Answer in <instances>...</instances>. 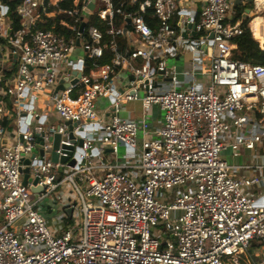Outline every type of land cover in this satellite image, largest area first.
<instances>
[{"label": "built area", "instance_id": "1", "mask_svg": "<svg viewBox=\"0 0 264 264\" xmlns=\"http://www.w3.org/2000/svg\"><path fill=\"white\" fill-rule=\"evenodd\" d=\"M64 1L20 0L12 30L0 0V61L15 66L6 83L0 62V264H240L253 239L264 243V203L245 191L262 177L233 169L264 166H233L222 152L264 151V65L233 57L243 32L234 0ZM251 2L264 14V0ZM93 15L102 28L88 22ZM255 39L264 49V24ZM76 47L84 54L74 57ZM105 51L109 62H97ZM184 51L190 58L179 63ZM121 70L129 78L118 87ZM4 98L15 108L10 130ZM132 101L141 102L138 117H121ZM121 145L138 155L103 160ZM59 194L72 212L55 233L40 206Z\"/></svg>", "mask_w": 264, "mask_h": 264}, {"label": "crops", "instance_id": "2", "mask_svg": "<svg viewBox=\"0 0 264 264\" xmlns=\"http://www.w3.org/2000/svg\"><path fill=\"white\" fill-rule=\"evenodd\" d=\"M234 2H235V6L242 8L243 16H244V14H246V12H245L246 9L249 10L247 13V15L251 16V19L249 21V26L251 25L253 33H254V27L256 26V24L254 26L253 22L258 21L260 18L262 20V24H263L264 23L263 15H261L258 12H254L253 8L249 7L247 5L251 2V0H242V2H240V0H234ZM235 9L236 8H234V11H235ZM235 13H236V11H235ZM234 16H235V14H234ZM3 57H4V55H3ZM189 58H190V55L188 54V52L184 51L183 55H181L179 58V63L181 61L189 59ZM199 61L201 63H203L204 67H206L208 64V59L206 56L199 57ZM0 62H1V66L2 65L6 66V69H4L3 71H5V74H8V75H5L4 81L6 83H8L7 82L8 76L10 73L12 74L15 72V66H13V64H12L13 67L10 66L9 63H12V60H11V62H8V60L5 59V57L2 58V61H0ZM128 78H129V76L126 73V71L121 70L119 72V76H118V80H117V86L122 87L123 84L127 82ZM5 82L3 84H5ZM4 99H5V104H6L5 105L4 124H5V127L8 130H10L11 125L15 119V114L12 115L11 109H12L13 105H12L11 101L8 98H4ZM106 102H107V100H105V99L98 100L99 105L104 104V106H106ZM136 103H137L136 101L125 103L122 106L120 116L124 117V118H129V119H136L138 117L139 111L136 112L134 110L135 106H132V107L128 106V104H136ZM38 105L40 107L42 106V100L41 99L36 102V106H38ZM153 107L156 108L157 106H153ZM153 107H151L149 109V111H151V109ZM158 110H159L160 115L157 113L151 114V112L148 111V119H149L150 126L152 128H158L162 125V112L160 111V109H158ZM50 120L54 123L59 122L58 118H56V117H51ZM137 155H138V151L133 150L128 146L121 145L117 155L110 154L108 149H106V151L103 154V160L111 162V163L128 164ZM222 157L230 165H233V166H241V165H248V164H258V165L264 166V151L260 147H257L253 150L241 148L240 153L237 156H234L230 149H226L222 152ZM233 172L238 173L241 176L242 175L245 176L247 174L248 175H259V176H261L262 181L260 183L254 184V185L246 188L245 191L247 192V194L249 195V197L251 199H254V200L259 199L261 204L264 203V167H261L260 169H256V168H250V169H243L242 168L239 170L233 169ZM54 204H56V202H54L52 200L49 201V203L47 204V208H46L47 212L45 213V215H46V219L50 221V222H48V224H49L50 228L53 230V232L60 233L62 231V229L64 228V227H61V225H60L61 224L60 221H61V218L63 216L58 215V214H53L54 210L61 209L60 205L58 206L57 204L56 205H54ZM61 210H63V209H61ZM64 213L65 212L63 210V215H64ZM2 221L3 220L0 219V224L2 223ZM260 248H261V246L260 247H252V244H251L250 248L247 250V252L250 255L255 254L256 257H259L260 261L255 262V264L261 263L264 260V249L259 250Z\"/></svg>", "mask_w": 264, "mask_h": 264}, {"label": "trees", "instance_id": "3", "mask_svg": "<svg viewBox=\"0 0 264 264\" xmlns=\"http://www.w3.org/2000/svg\"><path fill=\"white\" fill-rule=\"evenodd\" d=\"M20 0H6V4L8 6V16L11 17L12 24H11V29L16 30L21 26V21L19 17L15 13V8L17 4L19 3ZM72 5V0H65L62 2L61 6L68 8ZM235 16L233 18V22L235 21H240V25L243 28V32L241 35L235 37L233 39V43L235 44V48L233 50V57L235 59H239L245 62H251V63H259L264 65V49H261L259 47V42L256 40L253 35L251 28L249 26V21L251 19V16L246 15L243 17V12L242 8L235 6ZM146 21L154 27L155 20L152 18L150 10L148 13L145 15ZM59 16L54 17L51 22H59ZM256 21V20H255ZM50 22V23H51ZM38 24L40 27H47L49 24ZM102 28L100 23L97 24ZM58 30H60V26L58 25ZM62 30L65 32L66 35H70L72 32L70 30ZM122 45V44H121ZM110 54L108 51H105V55L97 60L99 63H106L109 62Z\"/></svg>", "mask_w": 264, "mask_h": 264}, {"label": "rangeland", "instance_id": "4", "mask_svg": "<svg viewBox=\"0 0 264 264\" xmlns=\"http://www.w3.org/2000/svg\"><path fill=\"white\" fill-rule=\"evenodd\" d=\"M249 7H252L253 5H252V2H250L249 4H247ZM263 19H264V15H263ZM259 20H261L260 18H259ZM258 20V21H259ZM89 23H93V24H98L99 23V21H98V18L95 16V15H93V17H92V19H90L89 21H88ZM187 44V43H186ZM72 54H73V56L74 57H77V56H80V55H83L84 53H83V51H82V49L80 48V47H76V48H74L73 50H72ZM1 69H6V66L5 65H2L1 66ZM137 103L136 104H128V106L129 107H132V106H135L134 107V110L136 111V112H138V113H140V110H141V102L140 101H136ZM100 107H104V104H100L99 105ZM159 108L158 107H153L152 109H151V111H149V112H151V114L152 113H157V114H159L160 115V113H159V110H158ZM11 111H12V115H14L15 114V108H13L12 107V109H11ZM225 157V156H224ZM223 158V157H222ZM62 191H64L63 189L61 190V192ZM71 193V192H70ZM67 198V196L64 198H62L61 196H60V194L58 195V196H56V204L59 206V204H60V202L62 201V200H65ZM68 199V198H67ZM70 199V198H69ZM68 199V200H69ZM71 199H73V197H71ZM49 201H50V199H45V201H43L42 203H41V206H40V209H42V211H43V214L45 215V213L47 212V210H46V208H47V204L49 203ZM56 204H54V205H56ZM45 210V211H44ZM78 209L77 208H75L74 210H73V216H72V218H75V217H77V215H78ZM53 214H58V215H62V216H64L63 215V210H61V209H56V210H54V212H53ZM46 216V215H45ZM2 219V218H1ZM48 222H50L49 220H48ZM49 225V224H48ZM251 244H252V247H260L261 246V248L259 249V250H261V249H264V243H262V242H260V241H258V240H256V239H253L252 241H251ZM239 258H240V264H255V262H257V261H260V259H259V257H256V255L255 254H252V255H250L247 251L244 253V254H240L239 255ZM230 260V259H229Z\"/></svg>", "mask_w": 264, "mask_h": 264}, {"label": "water", "instance_id": "5", "mask_svg": "<svg viewBox=\"0 0 264 264\" xmlns=\"http://www.w3.org/2000/svg\"><path fill=\"white\" fill-rule=\"evenodd\" d=\"M6 0H3V2H5ZM91 7H92V5H91ZM248 9H246V14H244V16L243 17H245L246 15H247V13H248ZM127 21L129 22L130 20L129 19H127ZM83 26H84V23H81L80 24V27H79V30L81 31L82 29H83ZM123 31H125V28L123 29ZM184 36H186L185 34H183ZM79 43V41H78V39L76 40V44H78ZM74 74H75V72H73ZM77 76H79V74H77ZM76 81V79H74L73 80V82H75ZM63 81H61V83H62ZM63 85L62 84H59L58 85V87H57V89H63ZM65 124L66 125H68L69 127H70V121H65ZM82 135H83V132L81 133ZM59 139H60V135L58 134V133H56V134H54V136H53V138H52V151L50 152V158H51V160H53V161H57L58 160V155H57V153L55 152V149H57V147H58V143H59ZM79 144L81 145L82 144V141L80 140L79 141ZM65 148H67V149H69V150H71L72 149V147L71 146H64ZM39 153L40 154H42L43 152L41 151V150H39ZM70 153V151H68V154ZM66 159H67V157L66 156H61L60 157V161L61 162H64V161H66ZM29 163V159H27V160H25L24 161V164H28ZM70 165H72L73 163H74V160H70L69 162H68ZM22 172H23V183L25 184L26 183V181H27V177H28V167H25V168H23L22 169ZM257 203H259V200H258V202ZM64 212L68 215V216H71V212H72V208L71 207H68V208H65L64 209Z\"/></svg>", "mask_w": 264, "mask_h": 264}, {"label": "bare ground", "instance_id": "6", "mask_svg": "<svg viewBox=\"0 0 264 264\" xmlns=\"http://www.w3.org/2000/svg\"><path fill=\"white\" fill-rule=\"evenodd\" d=\"M258 13H260L261 15H264L263 13H261V12H258ZM255 24H256V26H255ZM264 24V23H263ZM263 24H262V20H259V21H256V22H253V25L255 26L254 27V33H253V36L255 37V38H261V36H262V26H263Z\"/></svg>", "mask_w": 264, "mask_h": 264}]
</instances>
